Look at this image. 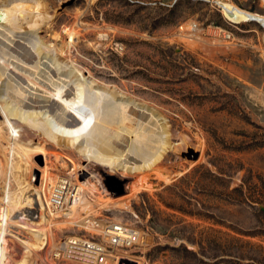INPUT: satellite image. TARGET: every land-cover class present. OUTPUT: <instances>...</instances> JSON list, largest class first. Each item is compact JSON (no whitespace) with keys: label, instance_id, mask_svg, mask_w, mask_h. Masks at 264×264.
I'll list each match as a JSON object with an SVG mask.
<instances>
[{"label":"rangeland","instance_id":"rangeland-1","mask_svg":"<svg viewBox=\"0 0 264 264\" xmlns=\"http://www.w3.org/2000/svg\"><path fill=\"white\" fill-rule=\"evenodd\" d=\"M45 1L52 18L40 34L50 43L70 41L76 66L162 110L188 145L173 140L179 146L164 163L179 173L173 180L150 178L152 188L134 195L138 177L72 163L51 144L34 158V179L46 163L63 177L80 164L79 182L95 183L104 199L129 202L128 211L94 219L128 223L147 236L123 254L131 260L114 264H264V28L231 22L216 0ZM228 1L264 16L261 0ZM60 232L59 239L94 234ZM16 239L7 233L14 257Z\"/></svg>","mask_w":264,"mask_h":264},{"label":"bare ground","instance_id":"bare-ground-1","mask_svg":"<svg viewBox=\"0 0 264 264\" xmlns=\"http://www.w3.org/2000/svg\"><path fill=\"white\" fill-rule=\"evenodd\" d=\"M215 3L231 22L255 21L264 28V16L228 0ZM51 18L45 0H0V264H58L51 257L57 232L94 230L103 211L130 208L128 201L98 196L95 183L79 182L80 164L63 177L46 163L34 184V158L46 154V144L67 150L72 163L83 160L138 177L133 195L150 190V178L173 180L179 173L164 167L179 146L173 140L188 145L162 110L76 66L67 52L70 41L50 43L41 35ZM56 158L65 167L63 158ZM55 187L66 189L63 205L51 203ZM7 233L17 237V257L10 253ZM138 264L147 263L141 258Z\"/></svg>","mask_w":264,"mask_h":264},{"label":"built area","instance_id":"built-area-1","mask_svg":"<svg viewBox=\"0 0 264 264\" xmlns=\"http://www.w3.org/2000/svg\"><path fill=\"white\" fill-rule=\"evenodd\" d=\"M66 186V185H65ZM66 189L55 187L51 203L63 205ZM93 236H66L54 245L51 257L55 261L74 260L84 264H111L122 260H131L129 255L121 253L144 244L146 234L137 227L115 221L94 223Z\"/></svg>","mask_w":264,"mask_h":264},{"label":"water","instance_id":"water-1","mask_svg":"<svg viewBox=\"0 0 264 264\" xmlns=\"http://www.w3.org/2000/svg\"><path fill=\"white\" fill-rule=\"evenodd\" d=\"M187 150H188V152H189V154H188L187 156H189L190 154H192V155H193V159H196V158L198 157V153H197V152H194V151L192 150V148L188 147ZM180 154H181L182 156L185 155L184 152H182V153H180ZM105 176H106V177H112V175H109V173H106Z\"/></svg>","mask_w":264,"mask_h":264}]
</instances>
